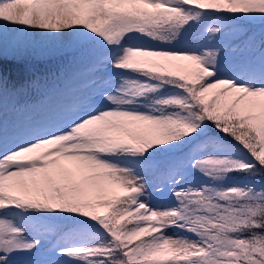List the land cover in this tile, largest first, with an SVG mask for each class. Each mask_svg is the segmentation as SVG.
<instances>
[{"label": "snow or ice", "instance_id": "1", "mask_svg": "<svg viewBox=\"0 0 264 264\" xmlns=\"http://www.w3.org/2000/svg\"><path fill=\"white\" fill-rule=\"evenodd\" d=\"M0 264H264V0H0Z\"/></svg>", "mask_w": 264, "mask_h": 264}, {"label": "trees", "instance_id": "2", "mask_svg": "<svg viewBox=\"0 0 264 264\" xmlns=\"http://www.w3.org/2000/svg\"><path fill=\"white\" fill-rule=\"evenodd\" d=\"M66 63L64 56H48L27 54L23 60L14 61L10 57L4 61L5 75L10 85H20L26 81L36 79L43 83L58 74L61 66ZM30 96H35V90H29Z\"/></svg>", "mask_w": 264, "mask_h": 264}, {"label": "rangeland", "instance_id": "3", "mask_svg": "<svg viewBox=\"0 0 264 264\" xmlns=\"http://www.w3.org/2000/svg\"><path fill=\"white\" fill-rule=\"evenodd\" d=\"M98 211H101V212H102V211H103V209H98Z\"/></svg>", "mask_w": 264, "mask_h": 264}]
</instances>
